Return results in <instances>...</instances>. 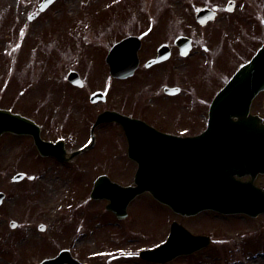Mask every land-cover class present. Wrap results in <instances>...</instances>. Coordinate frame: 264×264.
Here are the masks:
<instances>
[{
	"label": "rangeland",
	"instance_id": "rangeland-1",
	"mask_svg": "<svg viewBox=\"0 0 264 264\" xmlns=\"http://www.w3.org/2000/svg\"><path fill=\"white\" fill-rule=\"evenodd\" d=\"M226 1L56 0L37 19L28 20L39 0H0V105L35 111L38 101L37 95L35 99L33 95L37 81L50 77V83H55L59 90V85L69 84L64 76L67 70L75 69L86 84L81 94L96 88L107 94L104 103H89L87 97L82 105L84 110L77 123L80 127L85 126L84 133L79 138L71 136L69 139L71 146L82 144L89 138L86 126L87 123L90 125V116L98 105L129 108V98L123 99L124 90L131 89V84H145L137 83L139 78H146L147 73L142 71H138L141 75L124 80L108 74L104 56L112 42L124 34L144 31L139 53L144 61L155 54L157 45L170 42L182 30L190 31L196 37L202 36L203 32L198 31L200 27L194 22V13L201 5L220 8L215 22L207 26H213L214 30L231 27L235 40L241 37L243 30H264V7H260L264 0H235L232 13L224 10ZM148 26H153L149 33L144 30ZM95 47L101 49V53H93ZM173 51L172 60L157 66V69L170 67L176 61L178 53L175 49ZM177 64L178 61L174 63L175 69ZM59 92L60 96L52 105L53 114L48 113L46 117L44 132L49 137L60 135L62 129L53 124L66 117L74 118L79 107L65 98L64 91ZM191 110L180 109L181 113ZM174 111H168L166 123L170 122ZM196 121L203 127L202 118ZM186 122L187 125L183 126L182 122L175 120L168 124L172 128L167 130L192 131L195 127L191 126L196 122ZM105 138L99 136L96 148L103 150L110 146L107 142L111 138L107 141ZM116 138L120 143L121 140ZM28 142L27 138L0 140V163H8L11 171L17 170L12 159L14 153L25 154L27 161L34 154L33 149L28 152L25 149L29 147ZM6 152L9 156L5 160ZM101 153L102 157L93 151L85 153L86 171L84 156H79L69 167L39 160L37 166L24 170L28 174L37 173V177L24 181L23 187H14L13 183L5 185L6 179L0 174V189L7 192L1 205L0 264H36L61 248H68L74 257L89 264H156L140 259L138 251L162 242L172 220L193 233L210 235L211 242L199 251L176 257L165 264H264V213L256 217L242 214L227 217L213 211H202L185 216L172 212L148 193H141L131 202L128 215L119 220L104 209L103 200L92 201L87 195L84 202L73 199L77 197L82 201L93 178L101 171L111 174L115 158L112 161L110 156L106 160V153ZM13 163L14 167L11 166ZM109 163L111 166L107 167ZM121 164V159L117 160L112 169L122 170ZM78 179L80 182L76 183ZM28 181L31 182L28 184ZM28 207L31 211L27 214ZM9 219H14L18 225L10 228ZM39 223L45 225L44 230L38 229Z\"/></svg>",
	"mask_w": 264,
	"mask_h": 264
},
{
	"label": "water",
	"instance_id": "water-1",
	"mask_svg": "<svg viewBox=\"0 0 264 264\" xmlns=\"http://www.w3.org/2000/svg\"><path fill=\"white\" fill-rule=\"evenodd\" d=\"M52 1L43 0L40 8ZM232 5L229 2V10ZM212 14L210 9L203 7L198 10L196 19L203 22L211 18ZM175 43L184 45L186 49L189 47L188 39L183 37H178ZM138 46L139 40L136 37H127L111 47L106 62L112 76L124 77L131 74L137 64ZM163 49H166L165 45L161 46V55ZM263 62L264 46L251 63L235 74L227 89L241 91L246 77L261 71ZM67 75L72 81L77 77L75 71H70ZM249 92H253L252 88ZM246 111L247 104L232 107L227 120L219 121L212 107L206 129L200 135L185 138L154 131L142 122L127 119L113 111L101 113L96 123L119 120L126 125L130 156L137 161L138 168L134 186L121 187L111 183L106 177H98L91 197L108 198L110 202L106 208L113 210L119 218L126 215L128 201L143 191H149L156 199L183 215H192L204 209L224 213L245 212L250 215L263 212L264 191L253 186L251 181L241 182L234 177L235 174L241 176L245 173L240 154L244 140L254 138L253 142L257 141L261 150H264V125L253 117H246ZM28 122L17 114L0 109V133L4 130L18 132L23 123ZM134 123L148 128L147 132L152 135L148 137L157 143L156 147L153 145V150L146 152L134 143L138 139L131 126ZM35 141L43 154L53 152L54 145L40 140L38 134ZM257 171L264 172V167L257 166L250 172ZM208 242L207 236L192 235L174 221L166 241L152 249L140 251L139 256L150 261L166 262L180 254L197 250ZM62 263L81 264L67 250H62L56 257L43 260L39 264Z\"/></svg>",
	"mask_w": 264,
	"mask_h": 264
},
{
	"label": "flooded vegetation",
	"instance_id": "flooded-vegetation-1",
	"mask_svg": "<svg viewBox=\"0 0 264 264\" xmlns=\"http://www.w3.org/2000/svg\"><path fill=\"white\" fill-rule=\"evenodd\" d=\"M249 23L251 22L249 21ZM262 27L264 28V25ZM198 31L203 32L204 36L202 35L200 37H192L194 42H197L198 47L195 53L191 55V59H186L180 56L179 58L177 57L175 61H178L176 69L175 67H173V69H169V67H165L164 69L155 68L158 65L167 62V60L163 63L152 65L142 71L147 73V81H145L146 78L138 79L137 83L144 82L145 84H131L132 88L128 93V98L131 104L130 116L141 118L157 129L162 130L161 127H164L167 124L166 121H168L169 118L168 115L165 114V111L167 110L168 106L174 108L173 104L178 103V107L180 109H193L188 113L177 112L176 115H172L173 117L170 118L172 121L177 120L182 123L185 121L197 122L196 119L198 118L206 119L207 111L213 101H215L217 106L220 107L226 108L227 106L233 105L234 94L232 92L221 93L222 89L234 71L240 65L247 63L262 45L264 42V30L258 32L256 30H243L241 32V37L237 40H235L231 27L228 30H214L213 26L208 28L206 26H201ZM181 32H185V30H182ZM175 62H172V65H174ZM141 74L142 73L140 72L138 75ZM166 83H170V87H177V89H175V93L171 94L164 90V86H168ZM49 84L50 83H47V80L38 83L36 90L38 99V102L36 103L37 109L33 111L34 114L32 113V115L36 117L37 122L41 124V134L44 138H46L44 135L45 132H43L45 122L42 123L41 119L45 120L48 113L50 115L53 114L52 105L54 99H56V90L53 89V86ZM253 85L259 88L254 94H252L248 101L249 113L259 116L264 122V79L253 78ZM68 89V91H64L66 93L65 98H68V100H72L79 105L78 111L75 113L76 116L72 119L66 117L64 120L55 122L53 125L60 126L62 129L60 135H57V138L61 137L60 139H63L62 144L69 152L71 149H74L72 146H70V137L72 136L79 138L80 135L84 133L85 126L78 127L77 118L81 113H83L84 107L82 105L86 101L88 94H81V91H84L85 89V85L80 87L68 85ZM241 96L244 99H248L249 93L247 91H243ZM81 97L82 99H80ZM169 99H173L172 102H168ZM61 101L62 103H65L64 99ZM93 113L94 112H92L90 118L93 117ZM96 128L99 136H106L105 141L111 138V141L107 142L110 146L104 148L103 150H100L99 148H90L89 150L99 153L101 157L103 154L101 151H104L107 156H121L122 170H114V175L119 178H128L126 180L127 182H123L128 184V181L131 178L132 169L135 166L132 160L128 158L127 143L121 125L118 123H107L99 125ZM4 135L7 137V139L15 137L27 138L29 140V147L25 148L27 152L31 149H33L34 152L36 151L31 137L17 136L10 133H5ZM116 137L121 140L120 143L117 141ZM47 139L52 138L48 137ZM110 143H112V145ZM85 155L86 154L83 155L84 157H82V159L86 171L87 165L85 163L87 160H85ZM5 156L6 160L9 156L8 152L5 153ZM24 156L25 154L19 152L14 153L12 159H14L15 165L13 163L11 166L14 165L20 170H28L30 167H32V161H27ZM53 158L54 157H50V159L56 161L55 158ZM77 158L78 157L76 156L74 158H70L67 161H58L61 165L69 167L70 165L74 164ZM12 172L13 171L8 168V163H0V174L2 173L6 179L4 184L6 185L8 183H13L15 184L14 187H23L25 185L24 181L27 180V177H24L19 181H14L11 178L15 172ZM249 177V175H246L243 178L249 179ZM30 182L31 181H28V184ZM253 182L257 186L264 188V174H257L254 177ZM19 190H21V188ZM3 194L6 198L7 192L4 191ZM30 211L31 209L28 207V211L26 213L28 214ZM1 216L2 209L0 206V217Z\"/></svg>",
	"mask_w": 264,
	"mask_h": 264
}]
</instances>
